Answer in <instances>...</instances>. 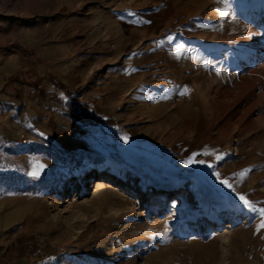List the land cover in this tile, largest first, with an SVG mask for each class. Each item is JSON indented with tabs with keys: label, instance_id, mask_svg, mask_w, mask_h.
<instances>
[{
	"label": "rangeland",
	"instance_id": "1",
	"mask_svg": "<svg viewBox=\"0 0 264 264\" xmlns=\"http://www.w3.org/2000/svg\"><path fill=\"white\" fill-rule=\"evenodd\" d=\"M263 67L264 0H0V264H264Z\"/></svg>",
	"mask_w": 264,
	"mask_h": 264
},
{
	"label": "bare ground",
	"instance_id": "2",
	"mask_svg": "<svg viewBox=\"0 0 264 264\" xmlns=\"http://www.w3.org/2000/svg\"><path fill=\"white\" fill-rule=\"evenodd\" d=\"M262 72L264 73V69L258 70L259 75H261ZM239 96H240V94H235V95H232V98L233 97H239ZM163 97H164V95L159 96L158 100H160V101L163 100ZM232 98H231V101H232ZM240 100H242V99L240 98ZM116 165L118 167L117 169H119L120 171L123 170V172L125 171L124 175H116V173H114L112 170H109L106 173H104L103 176H101L102 180H95V178L93 177L94 175H88L87 178H85L84 180H81V183L82 182L84 183V181L85 182L91 181L90 186H92V188L90 189V191L92 193L97 194L98 196H101L103 194V192L110 186V181L117 180V182L118 181L120 182V181H122V179L124 177H126L127 180L124 182H121V185L123 187H121L119 189L120 191H122L125 188H130V187L132 188V185L134 184L133 181L136 180L137 182L135 183V185H133V187H136L140 193L144 194L147 192V188L149 186L150 181L145 174H143L142 172H136L132 167H130L127 164H124L123 162H120V161ZM98 166L99 165H97L95 167H98ZM250 182L255 183V184H257L259 182L257 177H256L255 172L252 173V177H251ZM151 187H152L151 190H153V191L160 189V185L155 184V183L151 184ZM189 203H192L190 206H195V207L199 206V203L197 202V200L195 199V197L191 193L189 194L187 192H182V194H180L178 196L177 200L171 202V209L170 210L176 212L177 214L180 213L182 216H184L186 218L193 219L194 217L192 216V213H191V215L189 214L190 210H185L186 205H188ZM160 214L161 213H159L158 215H160ZM221 214L222 213L219 210L218 204L215 201H213L209 206V209L207 212L206 222L207 223L209 222L210 225L213 223H215V224L220 223ZM233 215L234 214L232 213V214H230L229 217H233ZM184 217H177V220L180 222H183ZM198 220H199V223L202 222L201 219L198 218ZM210 225L206 224L204 227H207ZM228 228L230 229L231 227H228Z\"/></svg>",
	"mask_w": 264,
	"mask_h": 264
},
{
	"label": "crops",
	"instance_id": "3",
	"mask_svg": "<svg viewBox=\"0 0 264 264\" xmlns=\"http://www.w3.org/2000/svg\"><path fill=\"white\" fill-rule=\"evenodd\" d=\"M80 64H81V62H80ZM92 64V63H91ZM95 66H97L96 64H95ZM98 68H100V65H98L97 67H93V65H92V68H90V69H88L89 71H87L86 73H88V75L87 76H89V74H92L93 73V71H95V70H98ZM66 69V68H65ZM73 69L76 71V73L77 74H82V72H84L83 71V69H82V67L80 66V65H75V66H73ZM64 70V69H63ZM74 74V73H73ZM73 74H71V75H73ZM68 75V74H67ZM64 76V75H63ZM63 82V84H65L66 86H68L69 84L68 83H66V82H64V81H62ZM52 82L51 81H49V83H47V88H49V89H52V90H55L54 88H53V85L51 84ZM71 85H69V87H70ZM71 88V87H70ZM90 90L92 91V92H90L89 93V91L88 92H86L85 94H87L88 96H91L92 94H93V91H94V89L93 88H90ZM66 92V91H65ZM61 93V92H60ZM67 94V93H66ZM69 94V95H68ZM68 96H73L72 94L73 93H70V92H68ZM80 98H81V93H80Z\"/></svg>",
	"mask_w": 264,
	"mask_h": 264
},
{
	"label": "built area",
	"instance_id": "4",
	"mask_svg": "<svg viewBox=\"0 0 264 264\" xmlns=\"http://www.w3.org/2000/svg\"><path fill=\"white\" fill-rule=\"evenodd\" d=\"M22 143H26V140H25V139H23V140H22Z\"/></svg>",
	"mask_w": 264,
	"mask_h": 264
}]
</instances>
